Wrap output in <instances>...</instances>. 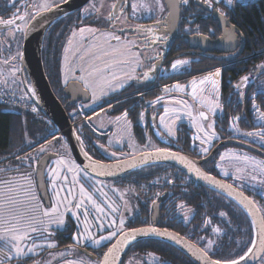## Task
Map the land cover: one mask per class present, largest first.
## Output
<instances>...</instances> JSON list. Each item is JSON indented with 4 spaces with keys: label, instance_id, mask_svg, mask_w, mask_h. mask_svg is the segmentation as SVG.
<instances>
[{
    "label": "rangeland",
    "instance_id": "374dc122",
    "mask_svg": "<svg viewBox=\"0 0 264 264\" xmlns=\"http://www.w3.org/2000/svg\"><path fill=\"white\" fill-rule=\"evenodd\" d=\"M63 1L64 0H28V3L32 6V11L40 13L45 11L41 7L42 5L47 4L48 9H50ZM255 1L257 0H232V4L229 5L227 0H225V4L232 8L235 3L247 4ZM127 2H129L132 8V19H147V22L143 24V27L147 32H142L139 37L131 36L130 32H125L122 29L139 27L140 24L136 23L134 20L130 22L125 21L126 9L124 7L118 12L117 3L115 4L114 0H91L87 6L83 8L82 16H88L90 14L95 15V23L90 26L74 28L71 31L67 37L61 58L62 83L65 86L72 82L79 83L89 93L91 98L90 102L87 104H82L78 108H69V115L73 121H79L77 124L79 126L83 124V115L88 114L92 128L102 135L107 134V143L105 145H100L98 149L103 154L105 161L109 160V162H118L119 160L128 159L140 153L149 152V150L154 149L157 145L154 141L150 140V132L146 134V138L147 140L149 139V142L146 143L145 146L140 145L133 136L132 123L129 120L128 115L125 117V113L113 114L112 108L98 109V107L105 99L121 93L124 87H132L136 83L145 86L152 82H157L158 75L160 77H167L173 74H180L189 63V58L181 57L176 60H187L188 63L179 66L177 69H173L172 65H170L169 68L164 65L165 56L172 45L173 39H175V30L171 27V23L168 19L169 14L162 0H129ZM180 2L183 4L182 0H180ZM134 4L137 5L135 10L133 9ZM113 5H115V7H113ZM110 16L111 19H109ZM117 20L119 26L113 25L112 23ZM108 22L110 29H103L101 26L104 23L108 24ZM23 28L25 31L27 28V22L23 24ZM81 28H91L96 29L97 31L94 35L87 32L84 33L82 39L79 32V29ZM73 33H76V35L73 36ZM102 33H110L113 36H119L120 40L117 41L110 37L106 38ZM17 36L18 33L13 30L4 33L0 32V39H2L6 48L9 46L10 41L16 39ZM17 39H19L18 42L21 44L23 37L21 36V38L18 37ZM106 39L107 43H105ZM69 40H72L71 45H69ZM91 45H97L98 47L93 48L88 55H85L86 50ZM125 47L130 49V53H125L123 56H103V51L112 52L113 48H118L123 51ZM66 49H69V51L66 52ZM97 56H100L101 59H96ZM81 57H83V59H81ZM116 60H123L126 62L112 63ZM106 63H112V67L105 69L104 65ZM90 66L104 69V71L103 73H98L89 77L86 72L82 71V69L91 70ZM20 70V63L16 65H12L11 63L0 64V81H3L5 91L9 89L12 90L13 85L16 87L19 82L18 80L20 79ZM145 73H148V79L144 78ZM101 75L107 77L113 85V87L106 89V94L104 95H101L99 87H97V82L100 81ZM113 75L118 79L113 80ZM81 76H85L91 85L97 87V98L95 100L93 99L92 88L87 87L84 81L79 79ZM205 77L206 76H199L190 78L187 81L177 80L164 84L162 85L159 99L153 103V108L161 111V114L154 123L156 129L161 131L168 140H175L177 130L182 124H185L193 131L192 134H189L192 136V140L196 142L197 147L203 154L208 153L215 140L219 138L215 129L214 118L221 113L218 91L216 90L215 85L208 80L203 84L200 83ZM193 81L196 82L195 94L193 93ZM176 85H180L181 88H177ZM29 90L32 94V87H30ZM166 109L168 110L167 114L165 113ZM201 112L205 114L206 119L200 117ZM161 117L164 118L163 123L161 122ZM145 123L147 124V121ZM209 125H211V127H209ZM231 128L235 130L234 127ZM169 130H171V134H169ZM235 131L236 134L245 141L259 142L257 136L259 134L257 133L258 131L250 132L253 133L251 136L245 135V133H248L246 131ZM213 132L215 135H212ZM201 141H204V143ZM41 148L44 149L43 152H41ZM205 148L208 149L206 153L203 151ZM69 152L70 149L67 142L63 138L60 140L56 139L46 143L42 147L40 146L38 150L30 154L28 160L23 161L24 163L27 162L32 165L36 162V156H43L52 153H64L66 155L53 158L46 170L49 183V207H47L42 201L37 188L35 178L37 163L33 172H29L25 175H15L13 178L4 180L12 182L10 187L13 188V192L9 193V195H12L13 198L17 200L23 201V203L11 207L17 209L20 213H26L27 215L35 214L29 211L30 206L33 208L36 207L35 201L29 202L28 196L24 191L29 188L30 193L34 194L41 201L39 205L40 208H50L52 204L55 203V199L63 200V198H67V200H72L71 204L66 205L71 211H65L66 201L61 204L60 211L64 213V219L66 216L70 215L76 220L78 229L74 236L75 243L88 244L93 247L106 245L109 242L114 241L117 236L121 234L119 225L121 219L125 221L122 231L124 232L128 229L127 226L129 221L136 217L139 212V202L143 199L144 195L136 192L130 186L120 185L115 180L98 181L88 177V175L85 176V173L80 171L78 176L80 183L84 185L86 190L93 196L96 203H98L104 211L97 212L92 203L87 200L84 201L83 208L77 209L75 204L81 199V194L79 191V185L73 180L75 173L68 171L67 168L62 165H57L56 163L59 159L64 158L70 162L74 161L75 165L78 166L73 159L71 152ZM112 153H115V156H113ZM222 156L224 159H221ZM245 156L250 159L245 161L243 159ZM253 160L256 162H264L263 157L252 152L248 148L243 146H229L220 151L216 167L223 176L231 177L234 181L238 180V182L241 183L240 185L244 184L255 191L258 190L264 197V186H261V184L257 182L259 180H264V172L259 168H254ZM53 168H57L61 173L60 178H56L55 180L56 191H59V197H56V192L52 187L53 176L51 174V169ZM237 169H240V171H237ZM225 172H227L228 175H225ZM64 176L67 177L66 181L63 179ZM237 176L242 177V179H236L235 177ZM252 176H256L257 181H253L251 179ZM25 177H29V180H26ZM4 181H0V188L3 187ZM86 181H89L87 185ZM87 186L92 188L91 192L87 189ZM60 189L63 190L60 191ZM69 191H71V195H69ZM110 205L115 207L117 211L113 212ZM84 208H87L88 210L91 239L86 238V235H81L84 233L85 227L83 215ZM73 213L76 215H73ZM112 221H115L116 223L112 224ZM61 227H63V225L55 223L50 224L48 226V232L43 233V235L50 234L55 228ZM112 232H116V235L111 237V239L102 240L99 245L93 243L94 240L100 239L102 236L106 237ZM30 236V239L21 242V246L25 251H27L29 247L34 246L33 251L29 252L27 256H37V254H39L40 251L43 252L45 248L49 249V244H53L45 240L42 242H35L34 238L39 236L38 233H31ZM77 237H79V239H77ZM0 243L3 244V242ZM10 249L12 250V253L9 259H23L27 257H18L15 255V249L12 247ZM73 252H76L73 247L65 249L64 251L50 252L38 257L37 262L39 264H100V261L93 260L91 257L85 255L78 257V260L81 261L76 263L71 260V258L67 257V255L72 254ZM145 261L149 264H163L158 261L157 257L154 255L132 257L127 264H143ZM258 264H264V260H261Z\"/></svg>",
    "mask_w": 264,
    "mask_h": 264
},
{
    "label": "trees",
    "instance_id": "16d2710c",
    "mask_svg": "<svg viewBox=\"0 0 264 264\" xmlns=\"http://www.w3.org/2000/svg\"><path fill=\"white\" fill-rule=\"evenodd\" d=\"M223 6L231 11L232 16H227V18H231L230 21L239 28L247 46L248 52L243 57L258 52L260 54L258 63H260V66L264 65V0L247 4L235 3L234 14L231 8L225 4V0H223ZM14 7L10 0H0V23L7 22L5 16L12 13ZM78 14L79 12L70 14L54 23L43 43L42 57L45 72L55 95L63 104L67 100L63 94L65 85L62 83L61 77V58L65 41L73 27H82V25L91 23L93 19L92 17L82 21L80 16L78 18ZM204 16L208 17L204 19ZM188 30L211 38L215 37V33L220 32L210 13L197 7L195 1L189 0L187 5L181 3L180 22L175 30V33L179 35L173 39L172 45L165 56L164 65L169 68L176 59L187 57L189 58L188 66L183 69L184 73L167 77L158 75L157 82H152L142 89L151 88L158 83L166 84L169 81L199 73L225 61L223 58L216 56L210 57L204 54L188 53V41L182 35L187 33ZM16 41V39L10 41L9 46L6 48L2 39H0V64L11 63L16 65L19 63L21 44ZM262 68L264 69V67ZM19 78L16 87L12 84L13 89L7 91L4 89L3 81H0V89H3L11 98L35 103L29 93L27 74L22 73L20 70ZM118 97L113 95L105 99L98 108L113 102ZM66 104L68 105V103ZM80 105L75 104L72 107L78 108ZM64 106L66 107V105ZM252 107L247 106L243 110L246 118L250 120L254 115ZM34 109L35 111L0 105V181L13 178L15 175H25L33 172L35 164L41 159L42 155L36 156V162L32 165L23 161L28 160L30 154L38 150L40 146L42 147L56 139H62L61 136H55L57 131L54 124L50 122L36 103ZM124 109H127V107L123 106L118 112H124ZM85 115L88 116V114ZM128 118L132 123L133 136L140 145L145 146L148 142L147 132L142 129L140 117L131 111L128 113ZM246 121L245 119L244 122ZM255 128L259 127L252 124V129ZM75 131L83 141L86 153L97 161L104 160L98 147L107 143V134H97L90 125V119L83 121L82 125H76ZM152 141L157 144L154 136ZM192 147V136L189 133H184L182 149L175 150L194 155L195 151L191 149ZM16 156H18V159H16ZM63 156L66 155L64 153L57 154V157ZM115 181L122 186H130L136 192L144 195L139 202V212L136 217L129 221L128 229L151 225L153 206L162 202L159 227L182 235L204 251H207L213 260L223 262L239 259L241 256H245L246 253L249 254V248H253V241H256V229L248 213L232 199L196 184L174 167L165 164H151L130 171ZM172 183L173 187H171ZM48 185L47 181V187ZM163 194L164 196L161 198ZM251 195L264 217V197L258 190ZM181 205H183L182 208ZM221 212L226 215L221 216ZM206 221H210V223L206 225ZM214 228H218L220 231L218 233L213 232ZM77 229L76 220L70 215L66 216L63 230L68 237L66 241H61V245L69 243L76 234ZM60 232L63 231L57 229L52 236L59 237ZM209 240L214 241L211 249L207 248ZM109 245L111 243L102 248L101 254ZM10 248H3V244L0 243V260H3L4 264H23L19 259H9L12 253ZM149 254L156 256L157 260L163 264H197L174 245L155 238L143 239L133 244L126 251L121 264H127L132 257H142ZM143 264L149 263L145 261Z\"/></svg>",
    "mask_w": 264,
    "mask_h": 264
},
{
    "label": "water",
    "instance_id": "95a60500",
    "mask_svg": "<svg viewBox=\"0 0 264 264\" xmlns=\"http://www.w3.org/2000/svg\"><path fill=\"white\" fill-rule=\"evenodd\" d=\"M91 0H67L62 4L56 5L52 7L49 10L42 11L38 13L28 24L25 34H24V40L22 45V54L20 59V66H21V72L26 73L28 77L29 87H33L34 85L37 86L42 101L43 106L39 105L38 102L33 97V94L31 96L33 97V100L37 104V106L41 109V111L48 117L50 122H52L56 128L57 135L62 136V138L67 142L69 145V149L71 152V155L75 162L78 164V166L85 172L87 175H89L92 178H95L100 181H111L114 179H118L122 176H124L126 173L133 171L135 169L151 165V164H165L168 166H172L183 172L191 181L195 182L196 184H199L201 186L207 187L211 190L216 191L217 193H220L233 201H235L237 204H239L247 213L248 211L244 208L243 205L239 203V201L236 199L235 195H229L228 190L222 187H219L217 184L212 183L209 179L203 178L204 175L214 179L215 181L220 182V184H228L231 185L224 180L218 179L208 173H206L202 166L209 162L214 154L223 146L225 143H233V144H240L243 145L241 142L238 141H230L225 142L220 145H218L211 154L203 159V160H197L192 157H189L187 155L170 151L172 153H176L179 156H183L185 158L184 161L179 159H172V158H156L154 155L148 156L147 159L144 157L146 154L149 153H155V151H149L145 153H140L136 156H133L128 159H124L121 161L116 162H108V163H102L105 167L100 168L97 167L93 169L90 166V160L89 156L86 155L82 140L78 137L75 126L78 124L79 121L74 122L69 113L66 110V107L62 104V102L58 99V97L55 95L51 84L48 80V77L45 72L43 59H42V45L44 41V37L48 29L58 20L61 18H64L65 16H68L74 12L80 11L83 8L87 6V4ZM166 6V9L168 11V19L171 23V27L176 30L178 28L179 22H180V15H181V2L180 0H162ZM123 3V0H118L117 2V9L121 6ZM195 5L202 10H204L207 13H210L212 16L213 21H215L218 24L219 29L221 30L222 34L221 37L217 40H211L207 36L203 35H193L188 38L189 45L191 49H200L202 52H219L223 54H233L238 50V48L241 45L242 42V34L240 30L234 26L224 15L223 17L220 16V11L214 10L212 7H208L207 4H204L202 2H195ZM235 6H232L231 10L234 12ZM231 36V38H229ZM64 97L69 101V105L74 106L75 104H87L90 102V95L89 93L77 82L69 83L67 86H65L63 91ZM156 138L162 142L163 144H166L165 142L161 141L158 130H155ZM45 143V142H44ZM250 149H252L255 152L260 153L262 156H264L263 153L255 149L254 147L244 145ZM57 157L56 154H46L44 155L38 162L36 166V184L39 191V194L42 198V201L44 204L49 207L50 206V198L48 193V188L46 184V170L48 167V164L50 161ZM94 161V160H92ZM185 161H190L192 165L196 168L200 169V172L203 174L201 176H198L195 171L191 170L187 163ZM103 173V174H101ZM173 185V184H172ZM238 192H242L239 189L233 187ZM244 196L248 197L250 200H252L249 196H247L244 192H242ZM253 201V200H252ZM254 202V201H253ZM255 206L259 209V207L254 202ZM162 203L155 204L153 206V213H152V224L148 226H142L138 228H146V227H155L159 230H165L161 229L159 225V217L161 212ZM249 215V214H248ZM251 220L253 221V216L249 215ZM263 217L260 209L259 214L256 217L257 219V225L255 226L256 229V241L255 246L252 248V252L249 253L240 264H257L264 255V244L261 243V238L259 234V218ZM133 229V228H132ZM130 229H127L124 232H128ZM171 234H178L176 232L167 230ZM179 237H181L180 243H177L176 241L171 240L169 237H160L156 236L155 234H149L147 236L138 235L135 240H131L127 243H119L123 240L122 234H120L114 242L107 248L105 253L109 251L110 248H112L113 245L119 244V247L116 251L113 252V256L109 257V264H121V261L126 253V251L136 242L143 240V239H149V238H155L160 239L165 242H168L178 249H180L182 252H184L186 255H188L192 260H194L197 264H205V261L203 259H199L196 253L197 249H201L199 246L191 242L190 240L186 239L185 237L178 234ZM104 255L101 258L100 264L104 259ZM114 257V259H113ZM208 258L210 260H213L209 255ZM215 261V260H213Z\"/></svg>",
    "mask_w": 264,
    "mask_h": 264
},
{
    "label": "flooded vegetation",
    "instance_id": "af4514ba",
    "mask_svg": "<svg viewBox=\"0 0 264 264\" xmlns=\"http://www.w3.org/2000/svg\"><path fill=\"white\" fill-rule=\"evenodd\" d=\"M65 1H67V0H64L63 2H61L59 4H62ZM10 2L15 7H14L12 13L5 16V19L7 21H9L11 19L14 21V23L13 24H9L7 22L6 23L5 22L0 23V32L4 33L6 31L13 30V31L18 33L17 38L18 37L21 38V36H22L23 40H24L25 31L23 28V24L25 22H27V26H28V22L31 21L38 14V12L32 11V6L28 3V0H10ZM117 2H118V0H114L115 4ZM59 4H57V5H59ZM123 7L126 9L125 21L126 22L133 21L134 19H132V16H131L132 8H131L129 2H127V0H123V3L121 4V6L119 7V9H117L118 12ZM82 10L77 11L80 14V15L78 14V18L80 16V19L83 21L87 18L93 17L91 23L85 24L84 26L93 25L96 21L95 15L90 14L88 16H82ZM234 12H233V14H234ZM74 13H76V12H74ZM74 13H72V14H74ZM210 16H211V14H210ZM207 17L208 16H204V19H206ZM226 18H227V16H226ZM230 19H228V20L230 21ZM134 21H136V23H139L140 26L135 27V28L128 27V28H124L122 30L125 32L126 31L130 32L131 36H133V37H139L142 32L146 31L145 28L143 27V24H145L147 22V19H135ZM231 23L234 26H236L233 22H231ZM106 24L107 23H104L101 27L103 29H110L109 28L110 27L109 22L107 25ZM112 24L115 26L116 25L119 26L118 20L114 21ZM82 27H83V25H82ZM49 29H48V31H49ZM73 29H74V27L70 30V32ZM48 31L46 32L45 37H46ZM221 34H222V32L220 30V32L218 34H216V33L214 34L215 35L214 38H211L207 35H203V34L195 32V31L188 30L187 33H184L182 35L188 41V38L193 36V35H203V36L209 37L211 40H217L218 38L221 37ZM178 35L179 34L175 33V36H178ZM45 37H44V40H45ZM17 38H16V40L18 41L19 39H17ZM13 40H15V39H13ZM23 40H22V43L20 46V48H21L20 53L21 54H22ZM43 43H44V41H43ZM65 43H66V41H65ZM188 45H189V41H188ZM188 47H189L188 53H190V54L191 53L195 54V55H200V54L203 55L204 54L205 56H210V57L216 56L218 58H223L225 60L224 62H222L221 64H219L215 67H211V68H209L207 70H203L199 73L191 74L189 76L181 77V78L174 80V81H177V80H186L187 81L190 78H195V77H199V76L208 77L209 82H211L212 80H215V88L218 91L219 106L221 109V113L219 115H216L214 118L215 129L218 133L219 138L217 140H215L213 146L208 151V153H206V154L201 153V151L197 147L195 141H193V147L191 148L195 151L194 155L186 154V153L180 152L178 150H175L178 148L182 149V143L184 140V133H190V134L193 133V131L191 129H189L185 124H182L181 127L177 130V136H176L175 140H168L161 131L156 129L154 123H155L156 119L158 118V116L161 114V111L159 109H154L153 103L156 100H158V98L160 97L162 85H164L165 83H158V84L152 86L151 88H147V89H142L144 86L138 85L137 83L132 87H124V89L121 93L115 94V96H119L118 98H116L113 102H110V103L104 105L101 108H104V109L105 108H112L113 114L127 113V115H128V113L132 111L136 116L138 115L141 119L140 123H141L142 129H144V131L147 133L150 132V135H151L150 140L152 141V138L154 136V138L157 141V144H156L157 147H155L154 149L149 150V151H155L156 149H168L170 151L178 152V153L187 155V156L192 157V158L197 159V160H203V159L207 158L211 154V152L218 145H220L222 143L230 142V141L231 142L232 141L241 142L243 145H240V144L237 145V144H233V143H225V145H223L214 154L213 158L209 162L204 164L202 166V168L206 173H208V174H210V175H212L218 179L224 180L225 182L231 184L233 187L244 192L247 196H249L256 203V205H258L257 202L255 201V199L253 198V196L251 195L252 193L254 194L255 190L245 186L244 184L240 185L241 183L238 182V180L234 181V179L231 177L223 176L219 172V169L216 167V163H217V159H218L220 151L226 147H229V146H240V147L243 146L245 148H248V147L244 146V145H248V146L254 147L255 149H257L258 151H260L261 153L264 154V139L261 138V134H264V117H262V114H264V69L260 66V63H258L259 62L258 57L260 54L258 52H254L250 56L243 57L244 54L248 52L247 46L244 43L243 37H242V42H241L240 47L233 54H223V53H219V52H206V53H204L200 49H191L190 45ZM42 51H43V45H42ZM20 53H19V63H20V59H21ZM42 59H43V57H42ZM217 70H219V72H220L219 76L215 75ZM184 72L185 71L183 70L181 73H184ZM244 77H248V80L247 81L243 80ZM157 80H158V78H157ZM171 82H173V81H171ZM167 83H170V81ZM147 85H145V87ZM66 103H68V105ZM66 103H64V104L62 103V104L66 105V109L69 113V108H73V107L71 105H69L68 100H66ZM123 106H126L127 109H124V112H118V110L122 109ZM247 106H251V107L253 106L252 108H253V114L254 115H253L252 120L247 119L245 116V113L243 112V110ZM260 106H262V107H260ZM98 109H100V108H98ZM150 117H151V120H150ZM245 119L247 120L246 122H244ZM88 120H89V118H88ZM145 120L147 121V124L145 123L146 122ZM82 121L85 122V120H83V117H82ZM251 121H252V124H256V126H258L259 128L252 129ZM245 125H247V127H245ZM231 127H234L235 130H239L240 132L246 131V132L250 133L252 131H258L257 133H259V134L257 136H258L259 142L245 141V140L241 139L236 134V131ZM155 130L159 131L158 135L160 136L161 141L167 143V145L163 144L162 142H160L156 138V135L154 132ZM95 132L99 135H102L97 131H95ZM148 142H149V139H148ZM83 145H84V143H83ZM248 149L264 158V156H262L260 153L255 152L250 148H248ZM84 150H85V148H84ZM54 154H56V153H54ZM91 159L94 161H97V160L93 159L92 157H91ZM38 162H37V164H38ZM99 162L108 163L109 160L105 161V158H104V160L99 161ZM49 164H48V166H49ZM35 166H36V164H35ZM88 177H90V176L88 175ZM93 179H95V178H93ZM95 180H97V179H95ZM114 180H116V179H114ZM47 181H48V178L46 175V184H47ZM98 181H100V180H98ZM88 183H89V181H86V185ZM172 184H171V187H173ZM90 188L87 186V189L91 192L92 188L91 189ZM249 193L251 196L249 195ZM163 196H164V194L161 195V198H163ZM159 203H162V202H159ZM162 205H163V203H162ZM90 216H91V214H90ZM57 229H60L63 232H60L61 235L59 237H56V236L53 237L52 236L53 232ZM38 235H39L38 237L34 238L35 242H42L43 240H45V241H49L50 243H53V245H55V247H52L51 249L45 248V250L43 252L40 251L41 253L39 252V254H37V256H27L23 259H19V261H22L23 264H39L37 262V260H38V257H40L41 255H45V254H48L50 252L64 251L65 249H68V248L70 249L72 247H73V249L75 248L76 252H73L72 254L67 255V257L71 258V260L75 261L76 263H79L81 261V260H78V257L83 256V255L89 256L93 260L101 261L102 256L104 255L107 248L110 246L109 245L101 254L102 248L104 246H106L107 244L100 246V247H93V246H90L88 244H78V243H75V241H74L75 235L71 238V241L69 243L67 242L64 245H61L62 244L61 241L62 240L66 241L67 237H68L67 234L64 233L63 227L55 228L54 230L51 231L50 234L48 233L47 235H45V236H49V237H45L44 235H41V234H38ZM113 242L114 241L109 242V243L112 244ZM13 259H16V258H13ZM263 259H264V255H263L261 260H263ZM261 260L259 262H261Z\"/></svg>",
    "mask_w": 264,
    "mask_h": 264
},
{
    "label": "snow or ice",
    "instance_id": "6c2138e0",
    "mask_svg": "<svg viewBox=\"0 0 264 264\" xmlns=\"http://www.w3.org/2000/svg\"><path fill=\"white\" fill-rule=\"evenodd\" d=\"M183 4L187 5L189 0H182ZM202 2L204 4H207L208 7H212L213 3H219L220 0H202ZM227 3L229 5L232 4V0H227ZM142 6V5H141ZM44 10H48V6L47 4H44L41 6ZM113 7H115V5H113ZM137 7V5H133V9L135 10V8ZM217 11H219V9H217ZM221 17L224 16L223 12L219 13ZM109 19H111V16L109 17ZM7 23L9 24H13L14 21L13 20H9L7 21ZM97 30L96 29H91V28H81L79 29V32L81 34V37L83 39V34L84 33H90V34H95ZM151 31V30H150ZM76 33H73V36H75ZM102 35H104L106 38L110 37L111 39L120 40L119 36H113L110 33H102ZM231 38V36L229 37ZM105 43H107V39L105 40ZM72 44V40H69V45ZM98 47L97 45H91L85 52V55H88V53H90L92 51L93 48ZM66 52L69 51V49L65 50ZM125 53H130V49H128L127 47L124 48V50L122 51L121 49L118 48H113L112 52H107V51H103V56H111V55H120L123 56L125 55ZM81 59H83V57H81ZM96 59H101L100 56H97ZM126 61L123 60H116L113 61L112 63H123ZM112 63H106L104 65V68H111L112 67ZM188 61L187 60H176L173 64H172V68L173 69H177L179 66L181 65H185L187 64ZM261 67H264V65H261ZM91 70L89 69H82V71L86 72L87 75L89 77L94 76L98 73H103L104 69L101 68H95V67H91ZM220 72L219 70L216 71L215 75L219 76ZM144 78L148 79V73L144 74ZM80 80H83L85 85L87 87H91L92 88V95H93V99L95 100L97 98L96 96V91H97V87H99L100 93L101 95L106 94V89L107 88H111L113 87L111 81H109L107 79V77L101 75L100 77V81L97 82V87H94L93 85H91L89 83V81L85 78V76H81L79 77ZM113 80L118 79L116 76H112ZM208 77H205L204 80H201L200 83L203 84L206 80H208ZM243 80L247 81L248 77H244ZM213 83V85H215V80L211 81ZM195 81H193V93L195 94ZM177 88H181L180 85H176ZM159 99V98H158ZM35 111V109H33ZM167 109L165 110V113L167 114ZM125 117L127 116V113L124 114ZM200 117L206 119V116L203 112L200 113ZM262 117H264V114H262ZM119 119V118H118ZM161 122H164V118L161 117ZM209 127H211V125H209ZM169 134H171V130H169ZM212 135H215V133L213 132ZM245 135H253V133H245ZM261 138L264 139V134H261ZM202 143H204V141H201ZM44 149L41 148V152H43ZM203 151L206 153L208 151V149H203ZM113 156H115V153H112ZM154 155L156 158H172V159H179L184 161L185 158L183 156H179L176 153H172L170 152L168 149H156L155 153H149L146 154V156L144 157L145 159H147L148 156H152ZM34 159V158H33ZM221 159H224V157L222 156ZM243 159L245 161H248L250 158L245 156L243 157ZM90 160V166L95 169L97 167L103 168L105 167L104 165H102L99 161H92L91 157H89ZM188 165V167L195 171L196 174L198 176L203 175L200 172L199 168H196L192 165V163L190 161H185ZM57 165H62L65 168L68 169V171L70 172H74L75 175L73 176V180L76 184L79 185V191L81 194V199L75 204V207L77 209L83 208L84 206V201L87 200L90 203H92L93 207L95 208V210L97 212H103L104 209L98 204L96 203V201L94 200L93 196L86 190V188L84 187V185L82 183H80V180L78 179V176L80 174V171H82L78 166L75 165L74 161L70 162L68 160H65L64 158L59 159L58 161H56ZM254 163V168H259L261 169L262 172H264V162H256L253 160ZM237 171H240V169H237ZM51 174L53 176V181H52V187L53 190L56 192V197H59V191H56V183L55 180L56 178H60L61 173L57 168H53L51 169ZM103 174V173H101ZM225 175H228L227 172L224 173ZM85 176H87V173H85ZM203 178L205 179H209L212 183L217 184L219 187L225 188L228 190V194L231 195H235L236 199L239 201V203L241 205L244 206V208L248 211V214L253 216V226L257 225V219L256 217L259 214V209L255 206L254 202L252 200H250L248 197L244 196V194L242 192H238L235 189H233L232 185H228V184H220V182L215 181L214 179L204 175ZM236 179H242V177L237 176L235 177ZM26 180H29V177H25ZM63 179L66 181L67 177L64 176ZM251 179L253 181H257V177L256 176H252ZM259 184H261V186H264V180H259L257 181ZM12 184L11 181H4L3 182V187L0 188V242H3V248H8L9 246H11L12 248L15 249V255L18 257H24L27 256L29 252L33 251V247H29L27 251L24 250V248L21 246V242L26 240V239H30L31 233H38L43 235V233L48 232V226L50 224H58V225H64L65 223V219H64V213L60 211V207L61 204L66 201L65 204V211H71L70 208H67V204H71L72 200H67V198H63V200L61 199H55V203L52 204V206L50 208H40L39 205L41 203V201L39 200L38 197H36L34 194L30 193V188L24 190L25 194L28 196V200L29 202L35 201L36 207H29V211L33 212L35 214L32 215H27L26 213H20L17 209H14L11 206H15L18 205L20 203H23V201L17 200L15 198H13L12 195H9V193L13 192V188L10 187V185ZM6 189V191H5ZM63 189H60V191H62ZM69 195H71V191H69ZM75 198V197H73ZM110 207H112L110 205ZM181 208L183 207V205L180 206ZM112 211L115 212L117 211V209L115 207H112ZM73 215H76L75 213H73ZM83 215H84V233L81 235H86V238L91 239V233L89 232V221H88V210L87 208H84L83 211ZM221 216H225L226 214L221 212L220 213ZM185 219H187V217H185ZM115 221H112V224H115ZM125 221L123 219H121L119 221V225H120V229H121V234L123 236V240L120 241L119 243H127L131 240H135L137 238L138 235H143V236H147L149 234H155L156 236H160V237H169L171 240L176 241L177 243H180L181 241V237L178 236V234H171L169 233L166 229L165 230H159L155 227H146V228H133L130 229L128 232H123V226H124ZM208 223H210V221H206L205 224L207 225ZM259 234H260V238H261V243L264 244V217H260L259 218ZM220 229L218 228H214L213 232H219ZM116 232H112L109 233L108 236H102L100 237V239L94 240L93 243H95L96 245H99L101 243L102 240H107V239H111V237L115 236ZM77 239H79V237H77ZM214 243V241L209 240L207 243V248L211 249L212 244ZM255 246V242L253 241V247ZM48 247H55V245L53 244H49ZM119 247V244L117 245H113L112 248L109 249V251L107 253H105L104 259L101 262V264H109V257L113 256V252L116 251ZM252 252V248L248 249V253ZM198 255L199 259H203L205 261V264H240V261L244 260L247 253L245 254V256H241L239 259H233L230 261H220V260H210L208 258V253L207 251H204L203 249H197L196 253ZM151 255V254H149ZM114 259V257H113ZM0 264H4L3 260H0Z\"/></svg>",
    "mask_w": 264,
    "mask_h": 264
},
{
    "label": "built area",
    "instance_id": "2783aa9c",
    "mask_svg": "<svg viewBox=\"0 0 264 264\" xmlns=\"http://www.w3.org/2000/svg\"><path fill=\"white\" fill-rule=\"evenodd\" d=\"M195 2H202V0H190ZM203 3V2H202ZM212 8L214 10L219 9L220 12H223L225 16L231 17V11L228 10L223 6V0H220L219 3H213ZM0 105L9 106L11 108H25L29 110H33L35 108V103L33 101H22L20 99H14L11 98L6 94V92L3 89H0ZM89 115L83 116V120L88 121ZM56 137H59L56 132ZM44 144V143H43ZM16 159H18V156H16Z\"/></svg>",
    "mask_w": 264,
    "mask_h": 264
},
{
    "label": "bare ground",
    "instance_id": "6f19581e",
    "mask_svg": "<svg viewBox=\"0 0 264 264\" xmlns=\"http://www.w3.org/2000/svg\"><path fill=\"white\" fill-rule=\"evenodd\" d=\"M31 91H32L33 97L38 102V104L41 105V106H43V101H42V98H41V95H40V92H39L37 86L34 85L32 87V90Z\"/></svg>",
    "mask_w": 264,
    "mask_h": 264
}]
</instances>
